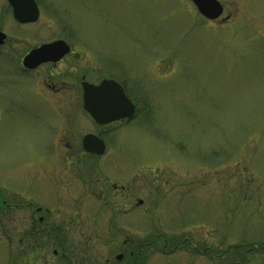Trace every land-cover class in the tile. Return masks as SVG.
Segmentation results:
<instances>
[{"label":"rangeland","instance_id":"1","mask_svg":"<svg viewBox=\"0 0 264 264\" xmlns=\"http://www.w3.org/2000/svg\"><path fill=\"white\" fill-rule=\"evenodd\" d=\"M218 1L224 16L207 21L188 0H36L38 22L21 25L0 0V186L10 193L28 168L54 163L80 176L79 220L97 231L86 258L97 264L116 255L108 227L124 231L117 247L143 246L137 264H264V0ZM54 40L73 53L55 69L71 88L58 96L40 88L48 68L19 73L28 51ZM82 79L118 81L137 108L105 129L114 150L97 172L78 150L50 148L58 113L71 114L79 142L95 131L68 105ZM4 239L0 264H14Z\"/></svg>","mask_w":264,"mask_h":264},{"label":"flooded vegetation","instance_id":"2","mask_svg":"<svg viewBox=\"0 0 264 264\" xmlns=\"http://www.w3.org/2000/svg\"><path fill=\"white\" fill-rule=\"evenodd\" d=\"M30 51L22 57L19 73L28 79L38 69L48 68L45 81L40 86L42 91L58 96L64 91L71 89L63 88L64 86L58 87L56 81L60 79V76L55 74V69L65 59L73 57L72 49L70 54L65 56L58 64H44L37 70H29L23 66V60ZM83 81L84 79H82L80 90L74 88L77 94L75 93L74 98H68V105L82 108ZM122 86L125 89L124 85ZM125 92L127 93L126 89ZM48 101L50 100L48 99ZM57 104L58 106H63L64 109L61 110H65L64 106H68L65 104L64 99H58ZM54 116L60 118L61 122L64 123L61 129L56 132L54 130L55 134L50 148L55 153H59L61 150L67 152L78 150L79 155L84 154L94 160L96 167L94 170L96 172L100 171L101 162L99 160L110 153V150H114L106 143L105 129L113 125H124L127 123L122 121L111 125L99 126L85 114L95 126V131L87 133V135L99 138L106 145L105 154L97 156L85 151L83 147L84 137H82L80 142L77 139L75 140L71 133L75 125L71 114L58 113L57 116ZM59 165L54 163L52 168L45 167L35 172L28 168V173H26L23 182L12 191L9 190L10 193L5 192L0 186V241L3 238L7 240L11 247V261L14 264H83L82 261H92V263L88 264H97L96 257L86 258L91 256L89 255L90 246L92 247V240L95 234L97 239L96 227L95 225L88 228L82 227L79 220L83 207L81 204L83 199H86L84 196H87L82 194L77 197L79 196L77 193L82 178L80 176L76 177V173L71 174L73 175L72 179L68 177L67 173H62L61 175L62 168ZM77 165H74V170H77ZM71 181L73 182L71 183ZM89 181H92V179L84 181V187L90 197H92L95 196V185L88 184ZM112 189L114 193L126 194L125 187L119 188L114 185ZM102 193L101 197H106L107 190L105 185ZM119 198L123 200L122 196ZM88 229L89 233L86 232ZM108 229H110V236L109 239L106 238L107 241L105 242L112 247L115 246L116 255L113 258L106 259L104 264H137V258L143 253V246L135 245L134 242H129L126 239L120 247H117V244H115V241L119 239L117 234H123L124 231L113 232V229H116L114 227H108ZM81 238L82 241L85 240L83 248L81 247ZM166 247L167 245L164 244V249ZM197 252V250L196 252L194 251V253ZM79 254L82 257H79Z\"/></svg>","mask_w":264,"mask_h":264},{"label":"water","instance_id":"3","mask_svg":"<svg viewBox=\"0 0 264 264\" xmlns=\"http://www.w3.org/2000/svg\"><path fill=\"white\" fill-rule=\"evenodd\" d=\"M12 8L13 17L19 24L36 23L39 19V8L35 0H7ZM197 8L199 14L209 20L221 18L224 8L218 0H189ZM7 36L0 31V47L5 44ZM70 47L64 41H56L42 45L32 50L23 60V66L35 70L41 65L57 64L70 53ZM83 108L100 126L131 120L136 113V107L127 97L123 87L111 80H104L98 86L84 82ZM83 147L87 153L102 155L105 145L102 140L87 135L83 139ZM142 202H140L141 204Z\"/></svg>","mask_w":264,"mask_h":264}]
</instances>
